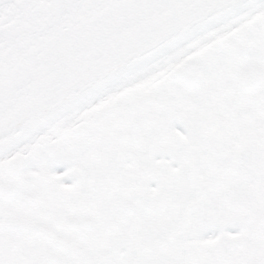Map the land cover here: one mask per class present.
<instances>
[{"label": "flooded vegetation", "instance_id": "obj_1", "mask_svg": "<svg viewBox=\"0 0 264 264\" xmlns=\"http://www.w3.org/2000/svg\"><path fill=\"white\" fill-rule=\"evenodd\" d=\"M175 68L26 152L20 187L0 189V264L150 262V246L130 237L165 216L178 218L170 235L206 218L187 230L190 260L175 264H264V212L246 226L238 204L215 209L210 197L235 183L249 200L264 195V14ZM211 133L241 153L239 165L223 149L216 158ZM239 168L260 176L222 182Z\"/></svg>", "mask_w": 264, "mask_h": 264}, {"label": "water", "instance_id": "obj_2", "mask_svg": "<svg viewBox=\"0 0 264 264\" xmlns=\"http://www.w3.org/2000/svg\"><path fill=\"white\" fill-rule=\"evenodd\" d=\"M249 1L0 0V153ZM209 137L217 159H224L223 149L240 164L241 153L226 139L217 133ZM22 166L21 156L0 165L5 177L0 184L6 182L0 189L12 193L20 187ZM258 225H264V216Z\"/></svg>", "mask_w": 264, "mask_h": 264}, {"label": "rangeland", "instance_id": "obj_3", "mask_svg": "<svg viewBox=\"0 0 264 264\" xmlns=\"http://www.w3.org/2000/svg\"><path fill=\"white\" fill-rule=\"evenodd\" d=\"M261 10L262 11L264 10V0L261 1V4H259L258 7H256L255 9L251 10L250 12H248L242 16L235 18V20H233V22H231L229 25H225L221 29L226 28V30H224V31L226 33L227 32L229 33L232 30H234L233 29L234 27H236L240 24L246 23L253 16L258 15L261 12ZM212 38H210V40ZM206 42H208V41H206V39L202 38V40L198 44H196V46H195L196 48L194 47L195 49L192 48V49L187 50L185 52V54H183V57L187 58L191 54V52H194L197 48L200 47V45L205 46ZM155 84H156V82H155ZM147 86H149V85H147ZM143 88L144 87H141V88L137 89L136 91H142ZM122 98L123 97H121L119 99H109L105 102H101V101L97 102L96 105L89 107L88 109L84 110V112H82L80 114L79 118H77V122L80 120H84V119L91 117L101 107L107 106L112 101L117 102V101L121 100ZM71 121H72V117L69 119L67 118L65 121L58 123L55 126H52V128H50V130L48 131L49 136H40V138L37 139L36 142L42 143L45 140H49V137H54V136H57V134H61L62 128H67L69 126V122H71ZM23 139H21V141ZM257 162L259 163L260 160H257ZM247 171H246V168H242V170L240 168L238 170H230L225 174V177L222 179L223 180L222 182L227 183V182L231 181L232 177H240L239 180H237V181H241V180L245 181L246 185L248 186L251 182V177L254 175L257 178V176H260V174L251 173V172H247ZM176 174L177 173H172L173 176H176ZM218 174L219 173H217V172L213 173V175L211 176L213 181L216 180V176ZM182 175L186 176L185 174H182ZM187 175H189V174H187ZM197 175L199 176L200 174H197ZM200 181H202V183H204V178L202 177L200 179ZM191 185H192V183H191ZM220 185H221V183H220ZM240 189L241 188H240L239 183H235V184L231 185L229 190L224 191V193H223V189L221 190L220 188L219 189L214 188L213 192L210 194V197L213 199L212 205L216 209L218 206H220V204H221L220 201H222V199L224 200V202L226 204H228L230 206H232L234 204L235 205L238 204V208L235 209V211H234L235 215H233V217L240 216L243 218V216H246V217H244L245 224H246V226H250L264 212V195L261 196V199L259 201H258V199L249 200L248 198L245 197L243 192L239 193ZM244 197H245V199H244ZM255 198H257V197H255ZM165 209H168V208H165ZM205 221H206V218L203 216L200 218H188L183 223L181 230L179 232L173 233L170 235V234H168V231L170 229L174 228V226L178 222V218L177 217H169L168 218L167 216L160 217V220L156 219V220H152L149 222L151 230H149L148 232L146 231L145 233H143V235H136V236L134 235V236L130 237V239L134 238L136 241L140 240L146 246H150V256H149L150 262H146V263H142V264H175V262H181V261H185V260L189 261L191 256H192L191 251L193 249L191 248L192 237L189 240V238L186 236V235H188L187 232L193 227L199 229V226H204ZM118 227H119V233L123 232L120 230L125 229L124 226L119 225ZM119 233H118L119 239L122 241L125 240V238H124L125 233H123V234L122 233L119 234ZM250 237L251 236H248V240H247L249 245L252 244V240ZM164 242H166L165 245L163 247L159 248L158 245L163 244ZM154 245H156V246H154ZM114 249H115V246H111L108 251H113ZM138 260L139 259H135L134 264H137ZM120 261L121 260L118 259V262H120Z\"/></svg>", "mask_w": 264, "mask_h": 264}, {"label": "bare ground", "instance_id": "obj_4", "mask_svg": "<svg viewBox=\"0 0 264 264\" xmlns=\"http://www.w3.org/2000/svg\"><path fill=\"white\" fill-rule=\"evenodd\" d=\"M261 1L263 0H250L242 7H239L235 11L187 36L178 43L160 52L152 59L146 61L136 68L131 69L127 73L122 74L118 78L105 84L98 90L79 100L71 107L65 109L56 117L52 118L47 123L41 125L31 133L26 135L21 142L15 143L2 151L0 153V165L9 162L15 156L24 157L26 152L31 149L33 145L38 144L36 140L39 139L40 136H49L48 131L50 130V128L58 123L65 121L67 118L69 119L72 117V121L69 122V126L67 128L69 129L75 126L78 122L82 121L80 120L77 122V118H79L80 114L89 107L96 105L97 102H105L109 99H119L141 87L157 82L166 73L181 64L185 60L183 54H185L187 50L194 48L196 44H198L202 40V38L208 41L205 44V46H207V44L211 40L224 36L228 32L226 33L224 31L226 30V28H221H223L225 25H229L231 22H233V20H235V18L242 16L258 7L259 4H261ZM261 14H264V10H261L258 15ZM258 15L253 16L246 23L255 19ZM243 24H240L236 27H239ZM236 27H234L233 29H235ZM210 38L212 39L210 40ZM205 46L200 45V47L197 48L194 52H191L189 56L196 55L198 52L204 49ZM55 137L56 136L49 137V140L51 141Z\"/></svg>", "mask_w": 264, "mask_h": 264}]
</instances>
